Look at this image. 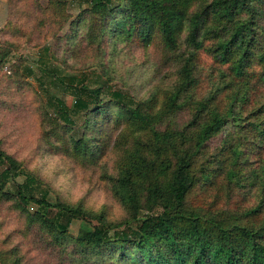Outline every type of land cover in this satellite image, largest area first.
<instances>
[{
  "label": "trees",
  "instance_id": "1",
  "mask_svg": "<svg viewBox=\"0 0 264 264\" xmlns=\"http://www.w3.org/2000/svg\"><path fill=\"white\" fill-rule=\"evenodd\" d=\"M23 2L30 42L40 46L49 33L60 41L66 16ZM84 3L64 36L70 53L112 37L154 50L155 75L174 69V83L146 99L114 92L102 102L86 80L39 66L45 93L57 82L73 99L68 107L48 94L43 148L81 163L103 154L115 133L117 173L108 180L127 218L50 202L42 182L1 149L0 204L56 264H264V0ZM79 21L87 33L77 44ZM0 262L17 260L0 252Z\"/></svg>",
  "mask_w": 264,
  "mask_h": 264
},
{
  "label": "rangeland",
  "instance_id": "2",
  "mask_svg": "<svg viewBox=\"0 0 264 264\" xmlns=\"http://www.w3.org/2000/svg\"><path fill=\"white\" fill-rule=\"evenodd\" d=\"M23 1L0 0V59L4 56L0 63V149L42 182L50 202L54 203L58 198L71 205L82 203L93 212L105 210L110 221L126 219L125 210L112 196L108 180L117 173L119 152L113 149L115 133L103 154L96 155L94 160L85 158L81 163H74L66 155L48 154L43 148L40 111L43 108L52 116L48 94L64 98L68 107L73 99L64 94L57 82L51 84L49 93H45L42 86L48 84L40 76L39 66L41 61H47L58 67L63 75L86 80L88 87L100 88L102 102H108L114 92L135 96L137 100L146 99L156 89H166L174 83V69L166 67L161 75H155L153 72L159 67L154 50L138 49L128 41L112 37L105 38L99 46L81 48V54L70 53L64 36L74 32L70 25L85 8L84 0H38L43 8L54 9L67 20L58 32L60 41L55 42L54 35L49 33L42 36L40 46H35L30 42L33 22L23 17L26 8ZM51 3H57L59 8H53ZM75 31L79 44L87 30L79 21ZM44 47L50 49L49 54ZM13 89L17 91L13 92ZM17 94H21V99ZM83 119V116L78 119V125ZM17 181L21 183V179ZM2 204L0 252L7 253L17 262L0 264H56L47 249L41 248L33 235L24 231L21 217L10 211L9 205L2 207ZM35 210V205L29 208L31 213ZM75 231L73 224L69 232L74 235Z\"/></svg>",
  "mask_w": 264,
  "mask_h": 264
}]
</instances>
